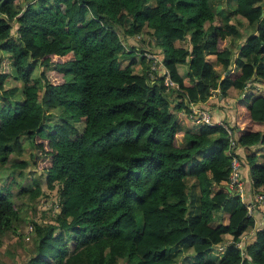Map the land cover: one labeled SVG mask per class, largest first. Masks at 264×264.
<instances>
[{"label":"trees","instance_id":"trees-1","mask_svg":"<svg viewBox=\"0 0 264 264\" xmlns=\"http://www.w3.org/2000/svg\"><path fill=\"white\" fill-rule=\"evenodd\" d=\"M221 1L0 0V171H13L0 180V249L7 233L21 238L17 199L45 197L31 168L59 202L31 221L23 264H264V226L238 246L255 220L227 187L225 130L195 115L182 126L214 90L261 87L238 97L232 126L264 193L250 150L264 145V0ZM237 17L251 29L238 53Z\"/></svg>","mask_w":264,"mask_h":264},{"label":"rangeland","instance_id":"rangeland-1","mask_svg":"<svg viewBox=\"0 0 264 264\" xmlns=\"http://www.w3.org/2000/svg\"><path fill=\"white\" fill-rule=\"evenodd\" d=\"M227 2L228 0H222L221 4L224 3V8H227ZM241 17L234 18L232 20V23H234L238 29L239 33L235 37H233V43L234 47H236V44H242L244 41V37L248 35L251 32L250 27L247 25V21H244ZM240 32H243V36L240 34ZM127 45L129 47L133 45H138L139 39L134 38H128L127 39ZM146 49V52H141V54L146 53L147 57L149 59L160 60L159 55H154L149 52V49L147 47H143ZM141 54H138V57L141 56ZM126 62L124 61L123 64ZM153 65V64H152ZM156 69L158 70V66H156ZM155 69V70H156ZM40 67L37 65V68L33 74V78L37 79L40 73ZM223 73V72H222ZM13 76V72L11 74ZM18 81H16L13 77H10L6 80L4 86L5 89H12L16 86ZM231 94H233L236 98H240L242 91L231 89ZM251 99L247 101V105H249ZM184 117L188 116L187 113L182 112ZM199 112L195 113L192 110V115H198ZM61 120H53L52 123H57ZM77 127L79 130L83 129L82 124H77ZM24 159L29 160V153L28 151L24 154ZM26 178L25 180L29 181L32 179V177H37V182L40 184L41 189L44 192V196H42L40 199H38L35 202H32L31 199L26 196L24 198L17 199V204L21 206V215H22V222L19 224V233L21 234V238L19 239L16 235L7 233L4 237L3 245L0 249V264H23L27 257L32 254V250L34 248V240L33 234L30 233V227L33 226L31 221H38L46 223L50 221L54 216L55 212L58 210V202H59V195H58V188L51 190L48 188L47 181L44 178L43 175H38L36 172V175L31 170V168H28L25 170ZM13 171L10 168L2 169L0 171V180H2L3 183L7 182V178L9 176L12 177ZM31 177V178H30ZM11 178L8 179V181ZM18 181H22L20 178H17ZM25 180L23 182H25ZM29 236V240L25 241V237L27 238ZM178 264H181V260L177 261Z\"/></svg>","mask_w":264,"mask_h":264},{"label":"crops","instance_id":"crops-1","mask_svg":"<svg viewBox=\"0 0 264 264\" xmlns=\"http://www.w3.org/2000/svg\"><path fill=\"white\" fill-rule=\"evenodd\" d=\"M224 8V6H223ZM251 33V32H250ZM249 33V34H250ZM240 34L243 36V32H240ZM248 34V35H249ZM246 35V36H248ZM138 39V38H136ZM245 39V37H244ZM234 44V43H233ZM237 46L239 47L240 44H236V47L234 49L236 50ZM238 53V51L236 50ZM161 57V55H159ZM141 67H138L137 69L140 70ZM261 87H258L256 85L252 86L250 84L247 85L245 92L248 94H254L257 95L261 93ZM244 93L241 94V96H244ZM238 98H236L233 94H230L226 97L222 96L219 90H214L210 96V98L205 103H200L197 105H192V110L196 112L197 110L203 109L205 110L212 121L215 123L218 122H225L229 125H234L236 122V109H235V102ZM193 115H188L184 117L182 126L184 129H190L195 119L192 118ZM252 152L256 153L258 156H260V160L264 158V145H257L250 149ZM240 156L242 157L243 166H242V174H243V180L245 185V192L247 199L250 200L251 197L254 195L251 189V181L248 176V168L245 164V156H246V149L240 147L238 149ZM253 218L255 220V225L252 228H249L241 237V240L239 242V247L245 250V247L247 245H250L255 240V235L257 229H260L264 226V206L259 207L255 210ZM226 242H231V237H226Z\"/></svg>","mask_w":264,"mask_h":264},{"label":"built area","instance_id":"built-area-1","mask_svg":"<svg viewBox=\"0 0 264 264\" xmlns=\"http://www.w3.org/2000/svg\"><path fill=\"white\" fill-rule=\"evenodd\" d=\"M157 63H160V61L154 59L152 67L153 70L156 69ZM165 84L167 86L173 85L172 81L168 76L165 79ZM197 112H199L198 115H195L197 121H203L205 124L210 126L218 125L225 130L228 138V147L226 150V154L230 157V175L227 187L230 193H236V196L241 198V200L247 206L248 216L253 217L255 210L259 207L264 206V193H256L251 197L250 200L247 199L242 174L243 161L238 151L240 146L238 143V136L236 135V132L234 130V126H230L225 122L215 123L210 119L209 114L203 109L197 110L195 113ZM30 231H32V227H30Z\"/></svg>","mask_w":264,"mask_h":264},{"label":"water","instance_id":"water-1","mask_svg":"<svg viewBox=\"0 0 264 264\" xmlns=\"http://www.w3.org/2000/svg\"><path fill=\"white\" fill-rule=\"evenodd\" d=\"M228 72H229V71H228ZM227 74H228V73H227ZM227 74H226V75H227Z\"/></svg>","mask_w":264,"mask_h":264}]
</instances>
